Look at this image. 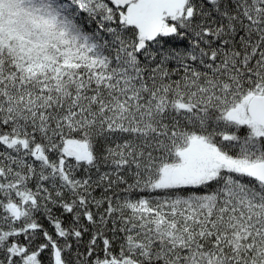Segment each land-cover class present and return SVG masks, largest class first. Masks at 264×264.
Masks as SVG:
<instances>
[{"label": "snow or ice", "instance_id": "snow-or-ice-1", "mask_svg": "<svg viewBox=\"0 0 264 264\" xmlns=\"http://www.w3.org/2000/svg\"><path fill=\"white\" fill-rule=\"evenodd\" d=\"M0 264H264V0H0Z\"/></svg>", "mask_w": 264, "mask_h": 264}]
</instances>
